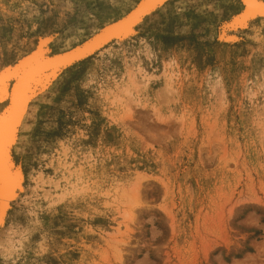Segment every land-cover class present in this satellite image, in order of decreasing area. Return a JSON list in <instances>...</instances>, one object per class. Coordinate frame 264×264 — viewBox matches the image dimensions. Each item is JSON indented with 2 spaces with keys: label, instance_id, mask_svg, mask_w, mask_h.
I'll list each match as a JSON object with an SVG mask.
<instances>
[{
  "label": "rangeland",
  "instance_id": "374dc122",
  "mask_svg": "<svg viewBox=\"0 0 264 264\" xmlns=\"http://www.w3.org/2000/svg\"><path fill=\"white\" fill-rule=\"evenodd\" d=\"M140 1L0 0V73ZM244 8L166 0L53 81L14 154L0 264H264V19L231 26Z\"/></svg>",
  "mask_w": 264,
  "mask_h": 264
},
{
  "label": "bare ground",
  "instance_id": "6f19581e",
  "mask_svg": "<svg viewBox=\"0 0 264 264\" xmlns=\"http://www.w3.org/2000/svg\"><path fill=\"white\" fill-rule=\"evenodd\" d=\"M166 0H164L165 2ZM245 8L243 12L237 15L230 25L244 27L249 21L260 18L264 15L256 13L257 9L262 8L264 3L260 0H242ZM163 2V3H164ZM163 5V4H162ZM155 0H141L132 12L127 13L124 19L118 25H110L102 28L93 34L85 42L69 50L45 54L44 51L37 50L24 59L19 65L0 73L4 83V94L0 96V129L3 136V152L0 153V184L4 186L5 193L0 198V227L5 222V215L11 205L18 199L24 190V173L22 167L17 165L14 157L19 146L23 142L24 136L29 133V122L33 120L35 114V104L37 99L43 95L51 86L53 81L66 69L80 61L94 55L100 49L112 41H122L131 37L135 33V27L141 23L146 16L151 14L160 6ZM121 18V19H122ZM123 26V27H122ZM120 29V30H119ZM21 77V93H16L17 77ZM13 79V80H12ZM17 95L16 104L13 106L12 97ZM7 104V105H6ZM19 115L18 130L14 125ZM15 131V136L13 132ZM11 144V147L8 145ZM19 175L21 181V190L14 197L8 195V186L15 181ZM141 183L127 193L128 208L127 215L132 216L135 206L139 203L141 196ZM122 252V250H120Z\"/></svg>",
  "mask_w": 264,
  "mask_h": 264
},
{
  "label": "snow or ice",
  "instance_id": "6c2138e0",
  "mask_svg": "<svg viewBox=\"0 0 264 264\" xmlns=\"http://www.w3.org/2000/svg\"><path fill=\"white\" fill-rule=\"evenodd\" d=\"M155 2L159 5H162L164 0H155ZM261 15H264V12H262ZM20 80H21V77L18 76L17 77L18 82H17V86H16V93L17 94H20L22 91ZM4 83H5V81L2 78H0V96H3V94H4ZM16 100H17V95H13V97H12L13 106L16 104ZM18 127H19V115L17 116V120H16V123L14 125V129L18 130ZM15 134L16 133L14 131L13 136H15ZM2 136H3V132H2V129H0V153L3 152V148H4ZM8 147H11V144H9ZM20 190H21V181H20L19 175H17L15 178V181L8 186V189H7L8 195L10 197H14L15 194ZM4 193H5L4 186L2 184H0V198H2L4 196ZM239 211L245 212V211H247V209H240Z\"/></svg>",
  "mask_w": 264,
  "mask_h": 264
},
{
  "label": "water",
  "instance_id": "95a60500",
  "mask_svg": "<svg viewBox=\"0 0 264 264\" xmlns=\"http://www.w3.org/2000/svg\"><path fill=\"white\" fill-rule=\"evenodd\" d=\"M261 2H263L264 3V1H262V0H260ZM141 2V1H140ZM139 4V3H138ZM133 10V9H132ZM130 12H132V11H130ZM262 12H264V6H262V8H260V9H257L256 10V13H258L259 15L262 13ZM124 19L122 18V19H119V20H117V21H115V22H112V23H110V24H108V26L110 25V27L111 26H115V25H118L120 22H122ZM105 27H107V25L105 26ZM104 27V28H105ZM120 30V29H119ZM93 37V36H92Z\"/></svg>",
  "mask_w": 264,
  "mask_h": 264
}]
</instances>
